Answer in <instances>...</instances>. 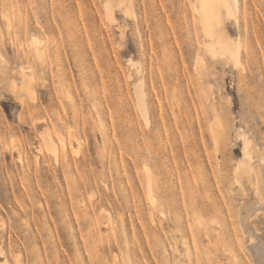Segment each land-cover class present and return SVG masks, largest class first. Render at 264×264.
<instances>
[{"label": "rangeland", "instance_id": "obj_1", "mask_svg": "<svg viewBox=\"0 0 264 264\" xmlns=\"http://www.w3.org/2000/svg\"><path fill=\"white\" fill-rule=\"evenodd\" d=\"M125 1L0 0V264H257L264 0L219 10L223 55L194 0Z\"/></svg>", "mask_w": 264, "mask_h": 264}, {"label": "bare ground", "instance_id": "obj_2", "mask_svg": "<svg viewBox=\"0 0 264 264\" xmlns=\"http://www.w3.org/2000/svg\"><path fill=\"white\" fill-rule=\"evenodd\" d=\"M112 1H114V0H107V3L105 2L106 5H104L106 8V12L108 13L107 16L109 15L111 17H112V11H113ZM123 1L126 2L125 0H118V3L120 2L122 4ZM128 2H129V0H128ZM130 2H131V0H130ZM237 2H238L237 0H194V5H193L194 14L199 21V25H200L201 29L203 30L204 35L208 38V42L210 41V44H207V47L209 49V51L207 50L208 52L212 53L214 51H217L223 55V54H226V51H228V49L225 46L226 44L224 45L222 43L223 39L220 41L219 39H217L215 37L216 36L215 31H216L217 26L220 25V23H221L219 10L221 8H224L225 12L228 15L233 14L236 10L239 11L238 10L239 8L237 9V7H239V6H237L239 3L237 4ZM118 6H120V5H118ZM127 7H130V5H128ZM121 9H124V8H121ZM123 11L126 12L125 9ZM132 11H133V8H132ZM133 16H134V14H133ZM237 22H238V20H237ZM33 38H34L33 41L36 44L34 49H35L37 59H39L41 62L47 63V61H46V55L47 54H45L47 51V45H44L43 47H41L40 46L41 42H42V39H40L41 37L39 39H37L36 36ZM206 42H204V43L206 44ZM234 50H235V48H234ZM237 52H238V50H237ZM233 53H230V54L232 56H235ZM214 54H217V53H214ZM217 55H219V54H217ZM217 55H215V57H218ZM234 63H236L235 59H234ZM32 79H34L33 76H32ZM23 85H25L24 82H23ZM32 92H34V91H32ZM34 97L35 98H33V99L35 100L36 95ZM249 166L248 165H241L240 169H237V172L235 173L236 174L235 178H236V181L238 182V183H236V181L234 180L236 185L239 184L240 190L242 191V193H244L248 196L246 199H244V197H243V199L238 203L236 215H237V218L239 217L241 232L243 234L247 235L246 242L248 244L246 243L247 244L246 248H248L250 250L252 256L256 259L257 264H264V220H263L264 200L262 198L263 194L261 196L259 193V186L260 185L258 184V179L256 178L255 174L253 173L252 175L251 174L248 175L249 172H251V170H252V169L250 170ZM148 172H150V171H148ZM148 176H150V175H148ZM147 182H148L147 183L148 184V191H149V194L151 195V190H152L151 182H149L148 180H147Z\"/></svg>", "mask_w": 264, "mask_h": 264}]
</instances>
